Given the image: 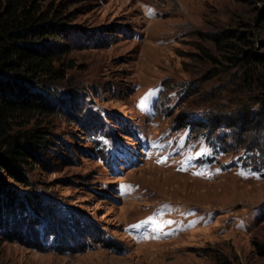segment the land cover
I'll return each mask as SVG.
<instances>
[{
  "label": "rangeland",
  "instance_id": "1",
  "mask_svg": "<svg viewBox=\"0 0 264 264\" xmlns=\"http://www.w3.org/2000/svg\"><path fill=\"white\" fill-rule=\"evenodd\" d=\"M41 1L75 12L57 145L27 187L0 173V264H264V125L199 57L243 20L264 50V0Z\"/></svg>",
  "mask_w": 264,
  "mask_h": 264
},
{
  "label": "trees",
  "instance_id": "2",
  "mask_svg": "<svg viewBox=\"0 0 264 264\" xmlns=\"http://www.w3.org/2000/svg\"><path fill=\"white\" fill-rule=\"evenodd\" d=\"M74 13L62 3L0 0V173L24 187L29 183L23 171L41 164L57 145L37 120L54 113L51 100L66 77L62 52L67 51V38L75 28ZM253 29L250 22L240 21L236 28L212 35L211 50H199L200 59L217 75L230 73L224 82L232 81L236 90L231 95L236 97L227 99L250 126L264 125V50L257 46ZM211 121L199 128L187 124L211 142ZM83 133L87 136L90 130ZM4 188L0 184L2 216L14 214L11 203L4 201ZM15 196L14 192L8 195L10 200ZM35 198L25 195V209L38 205Z\"/></svg>",
  "mask_w": 264,
  "mask_h": 264
},
{
  "label": "snow or ice",
  "instance_id": "3",
  "mask_svg": "<svg viewBox=\"0 0 264 264\" xmlns=\"http://www.w3.org/2000/svg\"><path fill=\"white\" fill-rule=\"evenodd\" d=\"M138 227V226H137Z\"/></svg>",
  "mask_w": 264,
  "mask_h": 264
}]
</instances>
